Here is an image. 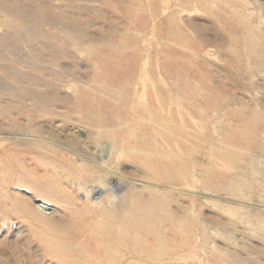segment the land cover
I'll return each instance as SVG.
<instances>
[{
    "label": "rangeland",
    "instance_id": "rangeland-1",
    "mask_svg": "<svg viewBox=\"0 0 264 264\" xmlns=\"http://www.w3.org/2000/svg\"><path fill=\"white\" fill-rule=\"evenodd\" d=\"M242 2V0H0V129H2L0 131H3V139H10L8 142H3V147H0V215H3L2 219V216H0V264H63L61 262H64V264H84L83 261H85L86 264H90V262L92 264H101V262L102 264H209L210 262H212L210 264H245V262L246 264H264V233H262L264 230H258V234H254L253 236L247 233L248 222L251 221V224H255V226L258 227L262 223V217L260 215H264V211H262L264 210V188H262L264 186V133H262L264 132V74L260 73L264 68L262 65H254L255 63H253L254 61L252 60V58H255L257 55L259 48L263 46L264 25L262 27V24H264V14L262 13L264 12V0L249 1L250 3L253 2L250 8L256 10V15L253 17L245 15V13H242L244 12L243 10H239L242 5L244 6V3ZM238 3H241V5ZM230 4L236 6V8L229 7ZM191 5H197L198 8L200 7L203 11L201 13L194 12L193 7L195 6L191 7ZM63 10H65V12ZM129 10H131V12ZM128 13H130V15ZM183 15L186 16L184 17ZM61 16H64V19L63 17L61 18ZM73 18L75 19V22H73ZM260 18H262V20ZM78 19L80 21H78ZM68 20L69 22L70 20L72 21L69 23ZM84 22H86L87 25ZM180 23H183V25ZM74 25H77V27ZM226 25L228 26V30L227 27H225ZM179 26L183 28L180 29ZM254 26L258 38L262 40L260 41L258 38L251 40L250 43H252L254 47L251 51L248 46L246 35L248 30ZM83 28L85 29L83 30ZM171 29L173 32L168 33ZM72 30H77L80 34H77V31H75L77 33H74ZM81 31H84V34ZM91 39L92 41H90ZM171 41L172 43L170 44ZM242 41H244L243 45ZM114 42L119 44L115 43L114 45ZM122 45L123 48H126L127 53L121 51H125L124 49H121ZM109 46H112L113 48ZM183 46L186 48H183ZM166 49L167 51H163ZM115 50H118V52L116 53ZM261 51L264 54V46L261 48ZM91 52H100V54L95 53V55ZM166 52L168 53L166 54ZM133 53L135 54L133 55ZM110 55H112V57ZM244 55H246V57ZM105 56L108 58H105ZM119 57L121 65L118 64L119 61L117 59ZM201 58H204L205 60L203 59V61H201ZM121 59L125 60L122 61ZM209 59L211 61H209ZM133 60L134 62H132ZM103 61H105V63ZM166 61L168 63L170 62V65ZM204 61L209 62L205 64ZM103 63L108 66H104ZM110 63L113 64L111 65ZM193 63H195V66H193ZM174 64H178L179 67ZM124 65L128 67H124ZM120 66L122 68H120ZM198 66L201 67L198 68ZM129 67L131 70L128 69L129 72H125ZM195 68H197V70L199 69L198 72L200 73L196 72L195 74ZM179 69L181 70V73L179 72ZM258 69L260 71H258ZM202 70L206 74L203 73ZM185 71L187 73L190 72L188 76ZM225 72H228L227 75ZM179 73L182 75L181 77ZM201 75L205 78L203 79ZM244 76L246 77L244 78ZM106 77H108L109 80H107ZM189 77L193 82L188 80ZM198 78H202V80L200 81ZM251 78H253V80ZM195 80H197V82ZM106 81L108 84H106ZM109 82L112 83L109 84ZM124 82L125 84L121 85ZM117 84L121 85L118 86L119 89L116 86ZM112 85H115L116 88L112 87ZM204 86L205 89H201L204 88ZM254 86L258 88L256 89ZM252 87H254V89H252ZM108 88L110 90H108ZM108 92H110L111 95ZM208 93H211V95H209L210 97L208 96ZM225 95H227L228 99L231 98L232 101L230 102ZM184 96L187 97L184 98ZM188 96L191 99H187ZM259 96L261 97L259 98ZM221 99L226 101L222 102ZM94 101L96 103L95 106H93ZM220 101L227 107L221 105ZM226 103H229V105ZM69 104L70 106H68ZM244 104H246V106ZM78 105L82 107H79ZM88 105H91L94 108L91 106L89 107ZM220 105L223 109L218 107ZM259 105L263 107L261 108ZM105 106L107 109H105ZM195 107L198 109L197 111ZM3 108H7L5 110H8L9 112L7 111L6 113ZM79 108L82 110H79ZM95 109H97V112ZM92 110H95V113H93ZM44 111L46 112L44 113ZM107 112L110 113L107 114ZM226 112L228 113L226 114ZM103 113L106 114L103 115ZM229 113L234 120L231 119ZM82 114H84V117H82ZM101 114L104 116V119H101ZM213 114L217 115L214 116ZM93 115L98 116L95 117ZM85 118L86 120H83ZM172 119L174 120L173 122ZM95 120L98 121L94 122ZM98 122H100L99 125ZM164 123L167 124L165 125ZM170 123L173 126H171ZM227 123L231 126L229 125V127ZM240 124L243 128L240 127ZM91 125L93 127H91ZM103 125L106 129L104 127L102 128ZM258 126L259 129L257 128ZM224 127L226 129H224ZM260 127L263 128L261 129ZM175 128L179 131H176ZM184 128H186V130ZM230 129H232V131ZM182 130H184L185 133ZM39 131H42L40 134H44V136H42L44 139H41L42 142L44 141L42 144L39 143L38 145L37 143L32 142V144L10 142L21 141L22 139L33 140L30 135L39 133ZM98 132H100V136L95 137ZM111 134L118 136L119 140H121L120 144L122 146L131 147L132 149L131 156L117 160V165L112 172L119 177L131 179L134 182L136 180L138 181V184L139 182L140 184L147 183L148 187L146 189H135L140 205L138 203L137 207V204H132V208H137L134 209L132 213H128L129 216H126V214L119 210V207L112 202V199L109 196H101L99 178L93 177L97 175L94 174L95 172L98 174L100 173L99 170L95 167H92L93 169L88 166L87 168L83 167L79 159L70 151L71 148L81 149L83 152L90 154L93 159H100V154H102L101 151L107 149V143L111 142ZM213 134L215 135L212 136ZM228 135L230 136V139L236 135L235 137H237V139H231L232 141L234 140L231 142L229 141L230 139ZM45 136L50 138L46 139ZM169 137L170 139L168 140ZM238 137L240 138L238 139ZM256 138L258 140H256ZM141 141L142 143H140ZM220 141L222 146H219ZM235 141H238L239 143L244 141L246 144H239ZM56 142L59 145L60 143L66 144V147L62 145L65 151L60 149L56 150L52 146L58 145ZM255 142L258 145H255ZM150 143H152V146H150L151 148L149 147ZM217 143H219V145ZM225 143L227 145H225ZM162 144L169 146V148ZM237 144L238 146L236 149L235 147ZM47 145H50L51 147ZM250 145L251 148L253 147V151L250 148ZM185 146L188 147L186 148ZM254 146L257 147L255 148ZM41 148H43V150ZM52 148L53 150H51ZM100 148H102V150ZM223 148L227 151L223 154L224 157L222 155L225 151ZM243 149H248V152ZM217 150L220 152L218 153ZM187 152L193 154L188 155ZM93 153H95L96 157H93ZM235 153H239L240 156L239 154H237V156ZM247 153L248 155L250 154V156H248ZM186 154L188 155L187 158ZM55 155L58 158L55 157ZM219 155H222L221 157L224 158V161H222L223 159H221ZM225 155H229V157H226ZM231 155H233L234 158L231 159ZM167 158L168 161H166ZM226 158L227 161L230 158L229 160L231 162H228L231 164L225 162ZM175 159H177V161ZM174 160L177 163L175 164L177 168L180 166L184 168V170L186 169L185 171L187 172L182 168L176 169L173 165ZM179 160L183 162H180ZM187 160L190 162L188 163ZM214 160L218 162H215ZM236 160L238 162H236ZM169 161L172 162V165ZM207 161L209 164L213 163L212 166L209 165ZM258 161L262 163L263 166L260 163L258 164ZM167 162L170 165H168ZM233 162L236 163V165ZM72 163L75 164L70 166ZM187 163L188 168H185ZM215 163L220 164V166L215 165ZM226 164L232 167L228 169L225 167L227 166ZM152 165L154 169L151 167ZM159 165H161V167ZM246 165L248 166L245 167ZM189 166L191 168H189ZM207 166L209 167L208 174H206L207 176L205 175L202 178H198L196 176L197 172L206 170ZM217 166L222 168V170ZM244 167L250 169V172L252 171L251 175ZM213 168H215V170ZM252 168L255 169L256 172H253ZM158 169H161V171ZM179 169H181L182 172L180 173L184 175V177L186 174L189 176L186 175V177L182 179V175L178 173ZM190 169L194 170L192 171L193 173ZM170 170H172L177 176L176 179L179 177L177 180L175 177H168L174 176V174L171 175L172 172ZM87 171H90V173H86ZM163 171L166 173H160ZM226 171H228V173ZM230 171L232 172L233 179L230 178ZM217 172L227 174L225 176L217 177L216 175L222 174H218ZM257 172H259L258 174L260 175H258ZM210 174L214 175L211 176ZM187 176L191 179L192 183H190ZM214 176H216V178ZM209 177L211 180L208 179ZM221 177L223 180H220ZM180 178L182 180H180ZM225 178H228L229 181L228 179V182L224 181L226 180ZM214 181L215 183H213ZM155 184H159V186L162 185L161 187L164 186L165 188L163 187L161 192V187L156 189V187H154ZM188 184L196 186L197 188L195 191H198V193L191 192L192 196L190 198L185 195L183 196V193L181 192L182 190L193 188L191 186L188 187ZM251 186H254L255 188ZM150 188H154L153 190L155 191L151 190L152 193L148 192ZM166 188L168 192L170 191L169 194L172 192L171 196L165 191ZM201 189L207 190L208 192L211 191V198H214L215 200L218 199L221 202L222 207L225 205H231L232 207L240 208L238 209L239 214L233 219L228 215L227 217L220 209L217 208L218 210H216V207L206 205V203L204 204V202H201V197H205V195L202 194L203 192ZM176 190H178L179 193H177L178 191ZM243 190L245 191L243 192ZM250 190H252L251 193ZM156 191L160 194H157ZM122 192L125 193V191ZM122 192L120 193L121 195L123 194ZM238 192L240 194H238ZM85 193L90 194V199L84 197ZM117 193L118 192L115 190L114 195H117ZM233 193L237 195H234ZM156 194L162 200L161 202L153 203L151 201V196L154 198L157 196ZM177 194L178 196H181L180 199L179 197H175ZM231 194H233V196ZM245 194L246 197H251L250 201L249 198L247 199L244 197ZM241 196L244 198H241ZM93 197L96 198V202L98 201L96 204L92 203ZM146 197L150 199L146 201ZM176 199H178L181 204L183 203V205L181 206L178 200L176 202ZM14 202L16 205H14ZM171 202H175V204ZM129 203V201L124 202L125 207L129 206ZM163 203L165 205L164 207ZM154 205H157V210L155 212L153 211L151 214L154 226L153 224L147 226L146 228H149L147 230H145L146 228L135 230L137 227L136 224L133 226V223H136L139 220L137 214L139 212L143 214V211L148 209L147 206L153 207ZM168 208L172 213H170ZM183 208L184 210L191 212H185L187 213L186 215L184 210H182ZM174 210H177V213ZM106 211H108L110 217L104 215L103 212ZM162 213L165 215H162ZM197 213L198 216H196ZM173 214L175 215L173 216L174 221L171 218ZM256 214H258L260 218H258ZM160 215L163 218H161ZM167 215L171 217L169 218L168 216L167 218ZM130 217L133 223L129 221ZM176 217L178 218L176 219ZM203 217L207 220H204ZM168 219H171L174 223L170 222ZM175 220H178L177 222L185 221L181 223L182 225L180 227V224H176ZM157 221L158 223L156 224ZM186 221H188V224ZM199 221H201V223ZM123 222L126 223V226H124ZM101 223H103V225L109 223L117 228L118 224H120L119 226L125 228L123 229L120 227L122 230H126L127 237L125 236L123 237L124 240L122 239V241H118L116 239L118 238L116 232H113L111 236L105 235L104 230L102 232V228L98 226V224L102 225ZM170 223L174 226L173 228L170 226ZM174 224L178 225L180 228L177 226V229ZM222 224L223 226L225 225L224 228L221 227ZM45 225L48 226L46 227ZM131 225L133 228H136L133 229L130 227ZM187 225L190 227L189 229ZM229 225L230 227H228ZM158 226H160V228H158ZM166 226L168 227L166 228ZM227 227L229 228L228 230H226ZM236 227L238 228L236 229ZM100 228L101 230L98 234ZM163 229L165 231H163ZM169 229L173 231H170ZM179 229H182L183 233L182 231L179 232ZM184 231H186V233H184ZM101 232L103 233L102 235ZM160 232H163L164 235ZM154 233L157 238L158 236L161 237H159L160 239L158 240L162 239L163 243L162 240L158 241L157 238L155 239ZM175 233L177 235H175ZM260 233L262 234V237H260ZM225 234H227V236H225ZM211 235H213V237ZM168 236L169 239L172 238L176 242L174 241L172 243V241L168 239ZM189 236L190 238L192 237V239L188 238L187 241V237ZM231 236L233 239H231ZM247 236L249 238H247ZM180 237L184 240H182L184 244L181 243ZM56 238L61 240L58 241ZM150 238L153 239L152 241L154 243ZM227 238H229V240ZM243 238L247 241H244ZM156 241L159 243H156ZM57 242L58 244H56V246L55 243ZM65 243H67V246L65 245L66 248L64 249H67L70 252L62 249L64 247L62 244ZM99 243L102 245L101 247ZM161 243L166 246H161ZM167 243L169 246H167ZM96 244L99 246L97 247ZM149 244L152 245L153 248L152 246L150 247ZM243 244H245L244 246L246 248L242 246ZM251 244L255 246L251 247ZM179 245L184 248L179 247ZM239 245L242 248H239ZM50 246L52 248H50ZM58 246L63 247L59 248ZM57 247L58 249H56ZM162 247L164 248L165 253L164 251L163 253L161 252L163 250ZM225 247L227 249H224ZM68 248L73 249L69 250ZM174 248H176L175 251ZM198 249L201 252H199ZM152 250L155 251L153 252ZM217 250H219V253L216 252ZM233 250L237 253L239 252V254ZM62 251L64 253H62ZM106 251L108 252V255ZM112 253L114 254L113 256L109 255ZM161 253L162 255L160 256L159 254ZM213 253L216 255H212ZM87 255H89L91 259H87L86 257H89ZM191 255H193L194 258ZM219 256L221 261L225 262L226 259V262L221 263L218 258ZM68 257L69 261L66 259ZM84 258H86L88 262ZM215 258L218 259V263L215 262ZM239 258H241L240 261ZM258 258L260 261H258ZM96 259H98L99 263ZM208 259H210V261H208Z\"/></svg>",
    "mask_w": 264,
    "mask_h": 264
},
{
    "label": "bare ground",
    "instance_id": "bare-ground-1",
    "mask_svg": "<svg viewBox=\"0 0 264 264\" xmlns=\"http://www.w3.org/2000/svg\"><path fill=\"white\" fill-rule=\"evenodd\" d=\"M108 1H110V0H108ZM231 1H232V0H231ZM235 1H236V0H235ZM238 1H239V0H238ZM242 1H243L242 3H244V6L242 5V7H240L239 10H243L244 12H242V13H243V14L245 13V15H249L250 17H253L254 15H256V10L250 8V6L252 5L253 2L250 3V2H249L250 0H246V1H245V0H242ZM254 3H255V2H254ZM193 4H194V3H193ZM236 4H237V2H236ZM238 4L241 5V3H238ZM256 5H258V4H256ZM193 6H195V5H193ZM193 6L191 5V7H193ZM229 7H231V8H232V7H235V8H236V6H233V5H231V4L229 5ZM245 7H246V9H245ZM257 7H258V6H257ZM193 8H194L193 11H194V12H197V13H201V12L203 11L200 7L198 8L197 5H196L195 7H193ZM193 8H192V9H193ZM237 8H238V7H237ZM261 9H262V7H261ZM183 10H184V9H183ZM63 11L65 12V10H63ZM129 11L131 12V10H129ZM179 12H180V11H179ZM185 12H186V11H185ZM188 12H189V11H188ZM58 13H59V12H58ZM182 13H183V12H182ZM182 13H181V14H182ZM191 13H192V12H191ZM217 13H218V12H217ZM228 13H229V12H228ZM128 14L130 15V13H128ZM128 14H127V15H128ZM186 14H187V12H186ZM229 14H230V13H229ZM262 14H264V12H263ZM75 15H76V14H75ZM75 15H74V16H75ZM177 15H178V14H177ZM179 15H180V14H179ZM187 15H188V14H187ZM197 15H198V14H197ZM218 15H219V14H218ZM221 15H222V14H221ZM133 16H134V15H133ZM183 16H184V15H183ZM183 16H182V17H183ZM185 16H186V15H185ZM185 16H184V17H185ZM195 16H196V15H195ZM231 16H232V15H231ZM62 17H63V19H64V16H61V18H62ZM131 17H132V16H131ZM180 17H181V16H180ZM187 17H188V16H187ZM219 17H220V15H219ZM76 18H77V17H76ZM220 18H221V17H220ZM230 18H232V17H230ZM263 18H264V17H263ZM66 19H68V18H66ZM66 19H65V20H66ZM71 19H72V17H71ZM73 19H74V18H73ZM168 19H169V18H168ZM260 19L262 20V18H260ZM181 20H182V19H181ZM71 21H72V20H70V22H71ZM78 21H80V20L78 19ZM129 21H130V20H129ZM177 21H178V20H177ZM219 21H220V20H219ZM68 22H69V20H68ZM70 22H69V23H70ZM73 22H75V19H74ZM179 22H180V21H179ZM179 22H178V23H179ZM183 22H184V21H183ZM231 22H232V21H231ZM237 22H238V21H237ZM263 22H264V21H263ZM69 23H68V24H69ZM84 23L86 24V22H84ZM131 23H132V22H131ZM173 23H174V22H173ZM173 23H172V24H173ZM222 23H223V22H222ZM225 23H226V21H225ZM240 23H242V22H240ZM255 23H256V22H255ZM255 23H254V24H255ZM260 23H261V22H260ZM73 24H74V23H73ZM76 24H77V23H76ZM79 24H81V23H79ZM166 24H167V22H166ZM180 24L183 25V23H180ZM180 24H179V25H180ZM228 24L231 25L230 23H228ZM86 25H87V24H86ZM170 25H171V24H170ZM170 25H169V27H170ZM255 25H256V24H255ZM257 25H258V24H257ZM263 25H264V24H262V27H263ZM74 26H75V25H74ZM80 26H81V25H80ZM75 27H77V25H76ZM75 27H74V28H75ZM162 27H163V26H162ZM164 27H165V26H164ZM179 27H180V29L183 28V27H181V26H179ZM225 27H227V30H228V26L226 25ZM232 27H233V26H232ZM232 27H231V28H232ZM236 27H237V26H236ZM238 27H239V26H238ZM240 27H241V26H240ZM81 28H82V26H81ZM233 28H234V27H233ZM233 28H232V30H233ZM79 29H80V27H79ZM84 29H85V28H83V30H84ZM162 29H163V28H162ZM162 29H161V30H162ZM164 29H165V28H164ZM169 29H170V28H169ZM172 29H173V28H172ZM172 29L169 30L168 33H169V32L172 33V32H173ZM77 30H78V29H77ZM77 30H75V31H77ZM174 30H175V25H174ZM176 30H177V29H176ZM178 30H179V28H178ZM183 30H184V29H183ZM183 30H182V31H183ZM229 30H230V29H229ZM72 31H74V30H72ZM75 31H74V33H77V32H78V31H77V32H75ZM163 31H164V30H163ZM163 31H162V32H163ZM184 31H186V30H184ZM70 32H71V31H70ZM81 32L83 33L84 31H81ZM174 33H175V32H174ZM231 33H232V32H231ZM234 33H235V32H234ZM234 33H233V34H234ZM240 33H241V32H240ZM240 33H239V34H240ZM77 34H80V33L78 32ZM83 34H84V33H83ZM160 34H161V32H160ZM162 34H164V33H162ZM235 34H236V33H235ZM235 34H234V35H235ZM81 35H82V34H81ZM172 35H173V34H172ZM175 35H176V34H175ZM175 35H174V36H175ZM82 36H83V35H82ZM164 36H165V35H164ZM174 36H173V37H174ZM242 36H243V35H242ZM246 36H247L248 46H249L250 50L252 51V49H253L254 47H253V44L250 43V42H251V40H254V39L258 38V35H257V33H256V28H255V26L252 27V28H250V29L248 30ZM79 37H80V36H79ZM169 37H170V36H169ZM160 38H161V37H160ZM162 38H163V37H162ZM238 38H239V37H238ZM76 39H78V38H76ZM122 39H124V38H122ZM258 39H259L260 41L262 40V39H260V38H258ZM78 40H80V39H78ZM82 40H84V39H82ZM82 40H81V41H82ZM87 40H88V39H87ZM87 40H86V41H87ZM125 40H127V39H125ZM164 40H166V39H164ZM167 40H168V38H167ZM90 41H92V39H91ZM121 41H122V40H121ZM123 41H124V40H123ZM87 42H88V41H87ZM96 42H97V41H96ZM124 42H125V41H124ZM162 42H163V41H162ZM166 42H168V41H166ZM242 42H243V43H242V45H243V44H244V41H242ZM80 43H81V42H80ZM84 43H85V42H84ZM84 43H83V44H84ZM90 43H92V42H90ZM100 43H101V41H100ZM104 43H105V42H104ZM115 43H116V44H119V43H117V42H114V45H115ZM171 43H172V41L170 42V44H171ZM96 44H97V43H96ZM112 44H113V43H112ZM126 44H127V43H126ZM173 44H175V43H173ZM178 44H179V43H178ZM190 44H191V43H190ZM262 44H263V46H264V41L262 42ZM176 45H177V44H176ZM192 45H193V44H192ZM94 46H96V45H94ZM94 46H93V47H94ZM100 46H101V45H100ZM102 46H103V45H102ZM116 46H117V45H116ZM116 46H115V49H116ZM118 46H119V45H118ZM173 46H174V45H173ZM180 46H181V45H180ZM248 46H247V47H248ZM263 46H261V47L259 48V50L257 51V55L255 56V58H252V60L254 61L253 63H255L254 65H256V66H257V64H258V65H262V67L264 68V54H263V52L261 51V48H263ZM97 47H98V46H97ZM109 47L113 48L112 46H109ZM184 47H185V46H183V48H184ZM191 47H192V46H191ZM95 48H96V47H95ZM95 48H94V49H95ZM119 48H120V47H119ZM183 48H182V51H183ZM185 48H186V47H185ZM121 49H124V50H125V51L121 50L122 52H126V48H125V47L123 48V45H122V48H121ZM164 49H165V48H164ZM189 49H190V48H189ZM80 50H81V49H80ZM170 50H171V49H170ZM187 50H188V49H187ZM190 50H191V49H190ZM243 50H244V49H243ZM95 51H96V50H95ZM98 51H100V50H98ZM115 51H116V50H115ZM163 51H167V49H166V50H163ZM96 52H97V51H96ZM96 52H95V53H96ZM117 52H118V50L116 51V53H117ZM171 52H172V51H171ZM171 52H170V53H171ZM244 52H245V51H244ZM246 52H248V51H246ZM91 53H92V52H91ZM95 53L93 52L92 54H95ZM98 53L100 54V52H98ZM98 53H96V54H98ZM104 53H105V52H104ZM108 53H109V52H108ZM108 53H107V55L109 56ZM110 53H111V52H110ZM120 53H121V52H120ZM126 53H127V52H126ZM167 53H168V52H166V54H167ZM170 53H169V54H170ZM92 54H91V55H92ZM96 54H95V55H96ZM134 54H135V53H133V55H134ZM194 54H195V53H194ZM246 54H247V53H246ZM101 55H102V54H101ZM101 55H99V56H101ZM115 55H116V54H115ZM170 55H171V54H170ZM196 55H197V54H196ZM93 56H94V55H93ZM110 56L112 57V55H110ZM116 56H117V55H116ZM131 56H132V55H131ZM244 56L246 57V55H244ZM102 57L104 58L103 55H102ZM120 57H121V55H120ZM120 57L117 59L118 61L120 60ZM98 58H100V57H98ZM105 58H108V57L105 56ZM114 58H115V56H114ZM116 58H117V57H116ZM123 58H125V57H123ZM129 58H130V57H129ZM196 58H197V57H196ZM198 58H199V57H198ZM220 58H221V57H220ZM110 59H111V58H110ZM136 59H137V58H136ZM165 59H166V56H165ZM201 59H202V58H201ZM203 59H204V58H203ZM203 59H202L201 61H203ZM105 60H106V59H105ZM108 60H109V59H108ZM115 60H116V59H115ZM121 60L124 61L125 59H121ZM168 60H169V59H168ZM196 60H197V59H196ZM204 60H205V59H204ZM207 60H208V58H207ZM241 60H243V59H241ZM94 61H95V60H94ZM97 61H98V60H97ZM199 61H200V60H199ZM209 61H211V60L209 59ZM209 61H206V62L204 61V62H205V64H206V63L209 62ZM103 62L105 63V61H103ZM114 62H115V61H114ZM132 62H134V60H133ZM166 62H167V61H166ZM173 62H174V61H173ZM191 62H192V61H191ZM221 62H222V61H221ZM243 62H245V61H243ZM246 62H247V61H246ZM250 62H251V61H250ZM101 63H102V61H101ZM104 63H103V65H104ZM106 63H107V61H106ZM120 63H121V62L119 61L118 64H120ZM130 63H131V62H130ZM130 63H128V64H130ZM167 63H168V62H167ZM167 63H166V64H167ZM169 63H170V62H169ZM169 63H168V64H169ZM198 63H199V62H198ZM222 63H224V62H222ZM110 64H111V63H110ZM112 64H113V63H112ZM112 64H111V65H112ZM190 64H191V63H190ZM200 64H201V63H200ZM226 64H227V63H226ZM250 64H251V63H250ZM105 65H106V64H105ZM105 65H104V66H105ZM120 65H121V64H120ZM130 65H131V64H130ZM169 65H170V64H169ZM174 65H178V64H174ZM196 65H197V64H196ZM217 65H218V62H217ZM221 65H222V64H221ZM254 65H253V66H254ZM107 66H108V65H106V67H107ZM115 66H117V65H115ZM171 66H172V64H171ZM181 66H183V65H181ZM193 66H195V63H193ZM247 66H248V65H247ZM124 67H128V66H125V65H124ZM124 67H123V69H124ZM168 67H169V66H168ZM176 67H177V66H176ZM178 67H179V65H178ZM184 67H185V66H184ZM184 67H183V68H184ZM188 67H190V66H188ZM199 67H201V66H198V68H199ZM204 67H205V66H204ZM209 67H210V66H209ZM217 67H218V66H217ZM254 67H255V66H254ZM115 68H116V67H115ZM120 68H122V67L120 66ZM120 68H119V69H120ZM192 68H193V67H192ZM210 68H211V67H210ZM221 68H222V67H221ZM246 68H247V67H246ZM250 68H251V67H250ZM252 68H253V67H252ZM256 68H257V67H256ZM104 69H106V68H104ZM104 69H103V70H104ZM109 69H110V68H109ZM117 69H118V68H117ZM128 69H130V67L127 68V71H125V72H129ZM171 69H173V68H171ZM171 69H170V71H171ZM175 69H176V68H175ZM190 69H191V68H190ZM195 69H196V71H195L194 73L196 74V72H198L199 69H198V70H197V68H195ZM200 69H201V68H200ZM214 69H215V68H214ZM106 70H107V69H106ZM112 70H113V69H112ZM112 70H111V71H112ZM130 70H131V69H130ZM179 70H180V69H179ZM191 70H192V69H191ZM191 70H190V71H191ZM222 70H223V68H222ZM228 70H229V69H228ZM252 70H253V69H252ZM107 71H108V70H107ZM107 71H106V72H107ZM116 71H117V70H116ZM202 71H203V70H202ZM202 71H201V73H202ZM224 71H225V70H224ZM258 71H260V70L258 69ZM102 72H103V71H102ZM106 72H105V73H106ZM130 72H131V71H130ZM173 72H174V71H173ZM179 72L181 73V70H180ZM185 72H186V71H185ZM188 72H189V71H188ZM206 72H207V71H206ZM228 72H229V71H228ZM228 72H227V73H228ZM108 73H109V72H108ZM114 73H115V71H114ZM180 73H179V74H180ZM186 73H187V72H186ZM189 73H190V72H189ZM189 73H187L186 75L188 76ZM198 73H200V72H198ZM203 73H205V72L203 71ZM222 73H223V72H222ZM225 73H226V72H225ZM227 73H226V75H227ZM254 73H255V72H254ZM260 73L264 74V69H263V71H261ZM109 74H110V73H109ZM122 74H123V73H122ZM129 74H130V73H129ZM175 74H176V73H175ZM177 74H178V73H177ZM205 74H206V73H205ZM205 74H204V75H205ZM249 74H250V73H249ZM113 75H115V74H113ZM164 75H165V74H164ZM166 75H168V74H166ZM171 75H172V74H171ZM199 75H200V74H199ZM202 75H203V74H202ZM202 75H201V77H203ZM208 75H209V74H208ZM106 76H107V75H106ZM108 76H109V75H108ZM124 76H125V75H124ZM174 76H175V75H174ZM181 76H182V75L180 74V77H181ZM260 76H261V75H260ZM183 77H184V76H183ZM199 77H200V76H199ZM245 77H246V76H244V78H245ZM250 77H251V76H250ZM250 77H249V78H250ZM106 78H107V80H109L108 77H106ZM121 78H122V77H121ZM127 78H128V76H127ZM127 78H126V79H127ZM204 78H205V77H203V79H204ZM182 79H183V78H182ZM190 79H191V78L189 77L188 80H190ZM195 79H196V78H195ZM198 79H200V78H198ZM251 79L253 80V78H251ZM120 80H121V79H120ZM123 80H124V79H123ZM170 80H171V79H170ZM183 80H184V79H183ZM201 80H202V78L200 79V81H201ZM247 80H248V79H247ZM252 80H251V81H252ZM110 81H111V80H110ZM112 81H113V80H112ZM124 81H125V80H124ZM179 81H180V80H179ZM190 81H192V80H190ZM195 81L197 82V80H195ZM200 81H199V82H200ZM262 81H263V80H262ZM113 82H114V81H113ZM171 82H172V81H171ZM192 82H193V81H192ZM199 82H198V83H199ZM208 82H209V81H208ZM208 82H206V83H208ZM260 82H261V81H260ZM263 82H264V81H263ZM111 83H112V82H111ZM111 83L109 82V84H111ZM117 83H118V82H117ZM120 83H121V82H120ZM166 83H167V82H166ZM178 83H179V82H178ZM200 83H201V82H200ZM202 83H203V82H202ZM206 83H205V84H206ZM238 83H239V82H238ZM106 84H108L107 81H106ZM123 84H125V82L122 83L121 85H123ZM214 84H215V83H214ZM119 85H120V84H117V85H116L117 88H118ZM121 85H120V86H121ZM168 85H169V83H168ZM201 85H202V84H201ZM256 85H257V84H256ZM170 86H171V85H170ZM178 86H179V85H178ZM188 86H189V84H188ZM218 86H220V85H218ZM263 86H264V85H263ZM112 87H115V85H114V86L112 85ZM180 87H181V86H180ZM254 87H256V86H254ZM254 87H252V89H254ZM109 88H110V87H109ZM109 88H108V90L111 89V88H110V89H109ZM115 88H116V87H115ZM183 88H184V86H183ZM191 88H192V87H191ZM193 88H194V87H193ZM257 88H258V87H256V89H257ZM261 88H262V87H261ZM112 89H113V88H112ZM118 89H119V88H118ZM118 89H117V90H118ZM122 89H123V88H122ZM122 89H121V90H122ZM185 89H186V88H185ZM201 89H205V86H204V88H201ZM207 89H208V88H207ZM250 89H251V88H250ZM252 89H251V90H252ZM190 90H191V89H190ZM263 90H264V89H263ZM119 91H120V90H119ZM165 91H166V90H165ZM176 91H177V90H176ZM217 91H218V90H217ZM110 92H111V91H110ZM110 92H108V93L110 94ZM172 92H173V91H172ZM185 92H186V91H185ZM203 92H204V91H203ZM186 93H187V92H186ZM188 93H189V91H188ZM260 93H261V89H260ZM106 94H107V92H106ZM112 94H113V92H112ZM252 94H253V93H252ZM110 95H111V94H110ZM170 95H171V94H170ZM179 95H180V94H179ZM196 95H197V94H196ZM196 95H195V96H196ZM209 95H211V93H208V96H209ZM261 95H263V94H261ZM79 96H80V95H79ZM79 96H78V97H79ZM106 96H107V95H106ZM181 96H182V95H181ZM205 96H206V95H205ZM225 96L227 97V95H225ZM255 96H256V95H255ZM172 97H173V96H172ZM172 97H171V98H172ZM174 97H175V96H174ZM186 97H187V96H186ZM186 97L184 96V98H186ZM209 97H210V96H209ZM260 97H261V96H259V98H260ZM262 97H263V96H262ZM81 98H82V97H81ZM166 98H167V97H166ZM177 98H178V97H177ZM204 98H205V97H204ZM204 98H203V99H204ZM207 98H208V97H207ZM83 99H85V98H83ZM187 99H191V98H189V96H188ZM227 99H228V97H227ZM230 99H231V98H229L228 100L231 102L232 99H231V100H230ZM79 100H80V99H79ZM176 100H177V99H176ZM197 100H198V99H197ZM221 100H222V102L224 101V99H221ZM253 100H254V99H253ZM50 101H51V100H50ZM89 101H91V100H89ZM99 101H100V100H99ZM225 101H226V100H225ZM225 101H224V102H225ZM229 101H228V102H229ZM234 101H237V100H234ZM79 102H80V101H79ZM103 102H104V100H103ZM216 102H217V101H216ZM220 102H221V101H220ZM222 102H221V105H223ZM263 102H264V101H263ZM83 103H85V102H83ZM105 103H106V101H105ZM174 103H175V101H174ZM196 103H197V102H196ZM196 103H195V104H196ZM199 103H201V102H199ZM214 103H215V102H214ZM235 103H237V102H235ZM95 104H96V103H95V101H94V105H93V106H95ZM97 104H98V103H97ZM175 104H176V103H175ZM177 104H178V103H177ZM204 104H205V103H204ZM226 104H227V103H226ZM231 104H232V103H231ZM233 104H234V103H233ZM254 104H255V103H254ZM257 104H258V103H257ZM2 105H3V104H2ZM84 105H86V104H84ZM98 105H99V104H98ZM98 105H97V106H98ZM197 105H198V104H197ZM202 105H203V104H202ZM221 105L218 106V107L220 108ZM227 105H229V103H228ZM237 105H238V104H237ZM237 105H236V106H237ZM244 105L246 106V104H244ZM68 106H70V104H69ZM73 106H74V105H73ZM76 106H77V104H76ZM78 106H79V105H78ZM88 106H89V105H88ZM90 106H91V105H90ZM90 106H89V107H90ZM106 106H107V105H106ZM106 106H105V107H106ZM223 106L227 107L225 104H224ZM252 106H253V105H252ZM259 106H261V105H259ZM79 107H82V106H79ZM91 107H92V106H91ZM102 107H103V106H102ZM167 107H168V106H167ZM193 107H194V106H193ZM201 107H202V106H201ZM208 107H209V105H208ZM208 107H207V108H208ZM216 107H217V106H216ZM233 107H234V106H233ZM249 107H250V106H249ZM262 107H263V106H261V108H262ZM92 108H94V107H92ZM92 108H91V109H92ZM98 108H99V106H98ZM100 108H101V106H100ZM203 108H204V107H203ZM219 108H217V109H219ZM221 108H222V107H221ZM221 108H220V109H221ZM246 108H247V107H246ZM3 109L5 110V109H7V108H3ZM105 109H107V107H106ZM195 109H196V107H195ZM200 109H201V108H200ZM220 109H219V110H220ZM222 109H223V108H222ZM252 109H253V108H252ZM263 109H264V107H263ZM45 110H46V109H45ZM79 110H82V109L79 108ZM95 110H96V112H97V109H95ZM95 110H94V111H95ZM197 110H198V109H196V111H197ZM219 110H218V111H219ZM254 110H255V109H254ZM7 111H8V110H7ZM7 111L5 110L6 113H7ZM49 111H50V110H49ZM88 111H89V110H88ZM92 111H93V110H92ZM94 111H93V113H95ZM100 111H101V110H100ZM227 111H228V110H227ZM256 111H257V110H256ZM256 111H255V112H256ZM8 112H9V111H8ZM45 112H46V111H44V113H45ZM212 112H213V110H212ZM219 112H220V111H219ZM228 112H229V111H228ZM228 112H226V114H227ZM245 112H246V111H245ZM252 112H253V111H252ZM79 113H80V112H79ZM89 113H90V112H89ZM99 113H100V112H99ZM108 113H110V112H107V114H108ZM91 114H92V112H91ZM105 114H106V113H103V115H105ZM229 114H230V113H229ZM232 114H234V113H232ZM245 114H246V113H245ZM259 114H260V113H259ZM261 114H262V113H261ZM82 115H83L82 117H84V114H82ZM89 115H90V114H89ZM165 115H166V114H165ZM213 115H214V114H213ZM216 115H217V114H215L214 116H216ZM220 115H221V114H220ZM60 116H61V115H60ZM91 116H92V115H91ZM93 116L97 117L98 115H97V116H96V115H93ZM99 116H100V115H99ZM166 116H167V115H166ZM239 116H240V115H239ZM263 116H264V115H263ZM95 117H94V118H95ZM101 117H102L101 119H104V118H103L104 116H102V114H101ZM230 117H231V114H230ZM236 117H237V116H236ZM94 118H93V119H94ZM170 118H171V117H170ZM172 118H173V117H172ZM238 118H239V117H238ZM238 118H237V119H238ZM93 119H92V120H93ZM95 119H96V118H95ZM98 119H99V117H98ZM101 119H100V120H101ZM163 119H164V118H163ZM163 119H162V121H163ZM231 119H233V118L231 117ZM235 119H236V118H235ZM243 119H244V118H243ZM83 120H86V118L83 119ZM87 120H88V119H87ZM233 120H234V119H233ZM96 121H98V120H95L94 122H96ZM167 121H169V120H167ZM173 121H174V120L172 119V122H173ZM236 121H238V120H236ZM83 122H84V121H83ZM86 122H87V121H86ZM172 122H171V123H172ZM220 122H222V121H220ZM220 122H219V123H220ZM88 123H89V121H88ZM90 123H91V121H90ZM99 123H100V122H98V125H99ZM106 123H107V122H106ZM171 123H170V125H171ZM174 123H175V122H174ZM222 123H223V122H222ZM225 123H226V122H225ZM225 123H224V125H225ZM233 123H234V122H233ZM239 123H240V122H239ZM261 123H262V122H261ZM103 124H104V123H103ZM164 124H165V123H164ZM166 124H167V123H166ZM166 124H165V125H166ZM177 124H179V123H177ZM227 124H228V123H227ZM101 125H102V124H101ZM182 125H183V124H182ZM182 125H181V126H182ZM229 125H230V124H228V126H229ZM232 125H233V124H232ZM250 125H251V124H250ZM94 126H96V125H94ZM106 126H107V125H106ZM171 126H173V125H171ZM178 126H180V125H178ZM222 126H223V125H222ZM228 126H227V127H228ZM230 126H231V125H230ZM230 126H229V127H230ZM260 126H261V124H260ZM263 126H264V125H263ZM88 127H89V126H88ZM91 127H93V126L91 125ZM103 127L105 128L104 125L102 126V128H103ZM234 127H236V126H234ZM240 127H242L241 124H240ZM161 128H162V127H161ZM163 128H164V127H163ZM167 128H168V127H167ZM176 128H177V127H176ZM176 128H175V129H176ZM178 128H179V127H178ZM214 128H215V127H214ZM220 128H221V127H220ZM220 128H219V129H220ZM242 128H243V127H242ZM257 128L259 129V126H258ZM260 128H261V127H260ZM262 128H263V127H262ZM262 128H261V129H262ZM97 129H98V128H97ZM105 129H106V128H105ZM108 129H109V128H108ZM164 129H165V128H164ZM175 129H174V131H175ZM184 129L186 130V128H184ZM224 129H226V128L224 127ZM227 129H229V128H227ZM0 130H2V129H0ZM177 130H178V129H176V131H177ZM230 130L232 131V129H230ZM164 131H165V130H164ZM166 131H167V130H166ZM178 131H179V130H178ZM182 131L185 133L184 130H182ZM215 131H216V129H215ZM260 131H261V130H260ZM212 132H213V131H212ZM216 132H217V131H216ZM222 132H223V131H222ZM222 132H220V133H222ZM235 132H236V130H235ZM258 132H259V131H258ZM258 132H257V133H258ZM40 133H42V131H41V132L39 131V133H35V134L30 135V136L32 137L31 139H33V140L22 139L21 141H10V142H12V143H20V142H21V143H27V144H29V143L32 142V143H37V144L39 145V143H41V144L44 143V141L42 142V140H41V139H44V137H42V136H44V134L42 135V134H40ZM169 133H170V132H169ZM171 133H173V132H171ZM184 133H183V134H184ZM220 133H219V134H220ZM228 133H229V132H228ZM228 133H227V134H228ZM233 133H234V132H233ZM262 133H264V132H262ZM89 134H90V133H89ZM95 134H96V133H95ZM107 134H108V133H107ZM174 134H175V133H174ZM174 134H172V135H174ZM222 134H223V133H222ZM229 134H230V133H229ZM250 134H251V133H250ZM92 135H93V134H92ZM180 135H181V132H180ZM214 135H215V134H213L212 136H214ZM99 136H100V132H98V133L95 135V137H99ZM212 136H211V137H212ZM216 136H217V135H216ZM228 136H229V135H228ZM228 136H227V137H228ZM235 136H236V135H235ZM235 136H234L233 138H231V139H234V138L237 139V137H235ZM239 136H240V135H239ZM262 136H263V135H262ZM110 137H111V139H110L111 142H110V143H107V147H106L107 149H105L104 151H101L102 154H100V155H101V156L99 157L100 159H93L92 156H91L90 154H88V153H86V152H83L81 149L79 150V149H73V148H71L70 151L72 152V154H73L75 157H77V158L79 159V161H80V163H81V165H82L83 167H86V168H87V166H88V167H91V168H92V167H95L96 169L99 170L100 173L98 174L97 172H95L94 174H97V175H95V176H93V177H97V178H99V188H100V194H101V196H103V197H105V196H109V197L112 199V202H113L117 207H119V210H121L124 214H126V216H127V215L129 216L128 213H132V211L138 207V203H139V202H138L139 200H138V198H137V196H136V193H135V192H136L135 189H146V188H148V187H147V183H145V184H144V183H141V184H140V182H139V184H138V181H136V180H135V182H136V183H135V182H134L133 180H131V179H127V178L119 177V176H117L114 172H112V171L114 170V168L116 167V165H117V160H118V159L121 160L122 158H126L127 156H128V157L131 156V155H132V154H131L132 149H131V147L129 148V147H126V146H122V145L120 144V141H121V140H119V138H118L117 135H112V134H111ZM217 137H218V136H217ZM225 137H226V136H225ZM240 137H241V136H240ZM240 137H238V139H239ZM259 137H260V136H259ZM45 138H46V139H49L50 137L47 138V137L45 136ZM178 138H179V137H178ZM214 138H215V137H214ZM51 139H52V138H51ZM53 139H55V138H53ZM169 139H170V137L168 138V140H169ZM180 139H181V138H180ZM182 139H184V138H182ZM229 139H230V136H229ZM231 139H230L229 141L233 142L234 140L232 141ZM245 139H247V138H245ZM248 139H249V138H248ZM262 139H263V138H262ZM9 140H10V139H8V138H7V139H3V131H0V147H3V142H8ZM172 140H175V139H172ZM216 140H217V139H216ZM216 140H215V141H216ZM256 140H258V139L256 138ZM256 140H255V141H256ZM263 140H264V139H263ZM102 141H105V140H102ZM142 141H143V139H142ZM142 141H141L140 143H142ZM162 141H163V139H162ZM176 141H177V140H176ZM245 141H246V140H245ZM249 141H250V140H249ZM260 141H261V140H260ZM50 142H51V141H50ZM94 142H95V141H94ZM106 142H107V141H106ZM177 142H178V141H177ZM182 142H184V141H182ZM216 142H217V141H216ZM226 142H227V141H226ZM235 142L239 143L238 141H235ZM235 142H234V143H235ZM243 142H244V141H243ZM243 142H242V143L240 142V143H241V144H246V142H244V143H243ZM257 142H258V141H257ZM32 143H31V144H32ZM47 143H48V142H47ZM52 143H53V142H52ZM140 143H139V144H140ZM171 143H172V142H171ZM180 143H181V142H180ZM211 143H212V142H211ZM211 143H210V144H211ZM222 143H224V142H222ZM227 143H228V142H227ZM234 143H233V145H234ZM240 143H239V144H240ZM41 144H40V145H41ZM45 144H46V143H45ZM45 144H44V146H45ZM56 144H58V143L56 142ZM137 144H138V142H137ZM151 144H152V143H150L149 147L152 146ZM210 144H209V145H210ZM214 144H215V143H214ZM214 144H213V145H214ZM217 144L219 145V143H217ZM228 144H229V143H228ZM252 144H254V143H252ZM256 144H257V143L255 142V145H256ZM58 145H59V144H58ZM58 145H52V146H53L56 150H57V149H60V150L65 151V150L63 149L62 145L66 147V146H67L66 144H62V143H60V145H59V146H58ZM91 145H92V144H91ZM162 145H165V144H162ZM186 145H187V144H186ZM211 145H212V144H211ZM215 145H216V144H215ZM225 145H227V144L225 143ZM225 145H224V147H225ZM257 145H258V144H257ZM30 146H31V145H30ZM35 146H36V145H35ZM47 146L51 147L50 145H47ZM97 146H98V143H97ZM165 146L169 148V146H167V145H165ZM174 146H175V145H174ZM219 146H222V145H221V141H220V145H219ZM231 146H232V145H231ZM234 146H235V145H234ZM237 146H238V144H237L236 147H235L236 149H237ZM245 146H246V145H245ZM25 147H26V145H25ZM37 147H38V146H37ZM45 147H46V146H45ZM166 147H164V148H166ZM178 147H179V146H178ZM185 147L187 148L188 146H185ZM217 147H218V146H217ZM243 147H244V146H243ZM254 147H255V146H254ZM256 147H257V146H256ZM256 147H255V148H256ZM43 148H44V147H43ZM43 148H41V149L43 150ZM46 148H47V147H46ZM94 148H95V147H94ZM97 148H98V147H97ZM132 148H133V147H132ZM139 148H140V147H139ZM150 148H151V147H150ZM150 148H149V149H150ZM221 148H222V147H221ZM226 148H227V147H226ZM235 148H234V149H235ZM250 148H251V145H250ZM47 149H48V148H47ZM65 149H66V148H65ZM100 149L102 150V148H100ZM146 149H147V147H146ZM215 149H217V148H215ZM218 149H220V148H218ZM223 149L225 150V148H223ZM232 149H233V148H232ZM239 149H241V148H239ZM251 149H252V151H253V147H252ZM36 150H37V148H36ZM51 150H53V148H52ZM60 150H59V151H60ZM67 150H68V149H67ZM67 150H66V151H67ZM140 150H141V149H140ZM162 150H163V149H162ZM165 150H167V149H165ZM172 150H173V149H172ZM211 150H212V149H211ZM221 150H222V149H221ZM241 150H242V149H241ZM243 150H245V149H243ZM247 150H248V149H246L245 151H247ZM254 150H256V149H254ZM45 151H46V150H45ZM63 151H62V152H63ZM97 151H98V150H97ZM99 151H100V150H99ZM215 151H216V150H215ZM215 151H214V153H215ZM222 151H223V150H222ZM259 151H260V150H259ZM52 152H53V151H52ZM52 152H50V153H52ZM57 152H58V151H57ZM60 152H61V151H60ZM60 152H59V154H60ZM68 152H69V151H68ZM144 152H145V151H144ZM144 152H143V153H144ZM146 152H147V151H146ZM159 152H160V151H159ZM161 152H162V151H161ZM170 152H171V151H170ZM217 152L219 153L220 151L217 150ZM225 152H227V151L225 150V151L222 153V155H223ZM233 152H235V151H233ZM243 152H244V151H243ZM243 152H242V153H243ZM247 152H248V151H247ZM54 153H55V152H54ZM187 153H188V152H187ZM229 153H230V152H229ZM244 153H245V152H244ZM244 153H243V154H244ZM256 153H257V152H256ZM61 154H62V153H61ZM157 154H158V153H157ZM174 154H175V151H174ZM191 154H193V153H191ZM191 154L188 153V155H191ZM232 154H233V153H232ZM235 154H236V153H235ZM237 154H239V153H237ZM237 154H236V155H237ZM240 154H241V152H240ZM240 154H239V156H240ZM243 154H242V155H243ZM253 154H254V153H253ZM257 154H258V153H257ZM62 155H63V154H62ZM92 155H93V157H96V156H95V153H93ZM135 155H136V154H135ZM138 155H139V154H138ZM138 155H137V156H138ZM147 155H148V154H147ZM186 155H187V154H186ZM188 155L186 156V158L188 157ZM211 155H212V154H211ZM222 155H221V156H222ZM229 155H230V154H229ZM229 155H227V156L225 155V156H226V157H229ZM244 155H245V154H244ZM247 155H248V153H247ZM42 156H44V155H42ZM60 156H61V155H60ZM68 156H69V155H68ZM68 156H67V157H68ZM139 156H140V155H139ZM141 156H142V155H141ZM145 156H146V155H145ZM158 156H159V155H158ZM219 156H220V155H219ZM221 156H220V157H221ZM232 156H233V155H231V159L234 158V156H233V157H232ZM237 156H238V155H237ZM248 156H250V154H249ZM248 156H247V157H248ZM55 157H57V156L55 155ZM62 157H65V156H62ZM62 157H61V158H62ZM148 157H149V156H148ZM191 157H192V156H191ZM215 157H216V156H215ZM223 157H224V155H223ZM223 157H221V159H223L222 161H224V158H223ZM235 157H236V156H235ZM251 157H252V156H251ZM262 157H263V155H262ZM57 158H58V157H57ZM71 158H72V157H71ZM71 158H70V159H71ZM140 158H141V157H140ZM140 158H139V159H140ZM146 158H147V156H146ZM193 158H194V157H193ZM195 158H196V156H195ZM216 158H217V157H216ZM240 158H241V157H240ZM240 158H239V161H240ZM0 159H1V158H0ZM59 159H60V158H59ZM74 159H75V158H74ZM143 159H144V158H143ZM158 159H159V158H158ZM169 159H170V158H169ZM180 159H181V158H180ZM229 159H230V158H229ZM229 159H228V161L231 162ZM251 159H252V158H251ZM260 159H261V158H260ZM152 160H153V158H152ZM175 160L177 161V159H175ZM175 160H174L175 163L173 162L174 167H175L176 169H178V168H182V167H180V166H179L178 168L176 167L175 164H177V163H176ZM195 160H196V159H195ZM195 160H194V161H195ZM209 160H210V159H209ZM218 160H220V159H218ZM233 160H235V159H233ZM233 160H232V161H233ZM237 160H238V158H237ZM237 160H236V162H238ZM241 160H242V158H241ZM245 160H246V158H245ZM245 160H244V161H245ZM75 161H76V160H75ZM141 161H142V160H141ZM154 161H155V160H154ZM166 161H168V158L166 159ZM170 161H171V160H170ZM170 161H169V162H170ZM179 161H180V160H179ZM187 161H188V160H187ZM214 161H215V160H214ZM228 161H227V158H226L225 162L229 163ZM250 161H251V160H250ZM255 161H256V159H255ZM164 162H165V161H164ZM180 162H183V161H180ZM180 162H179V163H180ZM189 162H190V161H188V163H189ZM192 162H193V161H192ZM210 162H211V161H210ZM215 162H218V161H215ZM248 162H249V161H248ZM262 162H263V160H262ZM77 163H78V162H77ZM144 163H145V162H144ZM152 163H154V162H152ZM160 163H161V162H160ZM165 163H166V162H165ZM167 163H168V162H167ZM170 163H171V165H172V162H170ZM184 163H185V162H184ZM188 163H187V165L185 166V168L188 166ZM207 163L209 164L208 161H207ZM233 163H234V162H233ZM259 163H260V162L258 161V164H259ZM73 164H75V163H72V165H70V166H73ZM146 164H147V163H146ZM181 164H182V163H181ZM208 164H207V165H208ZM212 164H213V163H212ZM212 164H209V165L212 166ZM229 164H231V163H229ZM234 164L236 165V163H234ZM240 164H241V162H240ZM251 164H252V163H251ZM251 164H250V165H251ZM253 164H254V163H253ZM256 164H257V163H256ZM260 164L262 165V163H260ZM2 165H3V164H2ZM78 165H79V164H78ZM144 165H145V164H144ZM147 165H148V164H147ZM153 165H154V164H153ZM153 165L151 166L152 168H153ZM168 165H170V164L168 163ZM179 165H180V164H179ZM215 165L220 166V164H216V163H215ZM226 165H227V166H225V167L228 168V169H230V168L232 167V166H229L228 164H226ZM263 165H264V162H263ZM263 165H262V166H263ZM145 166H146V165H145ZM145 166H144V167H145ZM159 166L161 167V165H159ZM162 166H163V165H162ZM182 166H183V164H182ZM192 166H193V163H192ZM213 166H214V165H213ZM218 166H217V167H218ZM222 166H223V165H222ZM247 166H248V165H246L245 167H247ZM75 167H76V166H75ZM83 167H82V168H83ZM164 167H165V166H164ZM170 167H172V166H170ZM174 167H172V168H174ZM214 167H215V166H214ZM225 167L223 166L224 169H225ZM245 167H244V168H245ZM258 167H259V166H258ZM80 168H81V167H80ZM148 168H149V167H148ZM152 168H151V169H152ZM162 168H163V167H162ZM165 168H166V167H165ZM165 168H164V169H165ZM187 168H188V167H187ZM189 168H191V167L189 166ZM218 168H219V167H218ZM238 168H239V167H238ZM244 168H243V169H244ZM73 169H74V167H73ZM77 169H78V168H77ZM92 169H93V168H92ZM153 169H154V168H153ZM166 169H167V168H166ZM166 169H165V170H166ZM182 169L184 170V168H182ZM192 169H193V167H192ZM192 169H190L191 172L194 171V170H192ZM195 169H196V168H195ZM213 169L215 170V168H213ZM219 169L222 170V168H219ZM228 169H227V170H228ZM241 169H242V168H241ZM245 169L248 170V172H250V171H249L250 169H247V168H245ZM252 169H253V168H252ZM261 169H262V168H261ZM83 170H84V169H83ZM86 170H88V169H86ZM90 170H91V169H90ZM158 170L161 171V169H158ZM185 170H186V169H185ZM185 170H184V171H185ZM198 170H199V168H198ZM208 170H209V167L207 166V169H206V170H204V171H198L197 174H196V176H197L198 178H199V177L202 178L203 176H205L206 174H208ZM80 171H82V170H80ZM117 171H118V170H117ZM148 171H149V170H148ZM148 171H146V172H148ZM170 171L172 172V170H170ZM177 171H178V170H177ZM231 171H232V169H231ZM231 171L229 172L230 174L232 173ZM257 171H258V170H257ZM84 172H85V171H84ZM152 172H153V170H152ZM180 172H182L181 169H179V172H178V173H180ZM185 172H187V171H185ZM211 172H212V171H211ZM214 172H215V171H214ZM218 172H219V170H218ZM218 172H217V173H218ZM222 172H223V171H222ZM222 172H221V173H222ZM224 172H225V171H224ZM226 172L228 173V171H226ZM246 172H247V171H246ZM248 172H247V173H248ZM251 172H252V171H251ZM251 172H250V175H251ZM253 172H256L255 169H253ZM86 173H90V171H89V172L87 171ZM86 173H85V174H86ZM116 173H117V172H116ZM156 173H157V172H156ZM160 173L165 174L166 172L164 173V171H163V172H160ZM188 173H189V172H188ZM192 173H193V172H192ZM217 173H216V174H217ZM221 173H218V174H221ZM227 173H222V174H224V175L221 174V175H216V176H217V177H218V176H225ZM258 173H259V172H257V174H258ZM261 173H262V172H261ZM79 174H80V173H79ZM173 174H174V173L172 172L171 175H173ZM180 174H181V173H180ZM184 174H185V173H184ZM237 174H239V173H237ZM243 174H244V173H243ZM243 174H242V175H243ZM252 174H253V173H252ZM254 174H256V173H254ZM257 174H256V175H257ZM160 175H161V174H160ZM169 175H170V174H169ZM177 175H178V174H177ZM181 175H182V174H181ZM181 175H180V176H181ZM186 175H188V174H186ZM186 175H185V177H186ZM210 175H211V174H210ZM212 175H214V174H212ZM212 175H211V176H212ZM235 175H236V173H235ZM244 175H245V174H244ZM258 175H260V174H258ZM145 176H146V175H145ZM151 176H152V175H151ZM156 176H157V175H156ZM164 176H165V175H164ZM188 176H189V175H188ZM188 176H187V177H188ZM206 176H207V175H206ZM211 176H210V177H211ZM216 176H214V177L216 178ZM227 176H229V175H227ZM230 176H231L230 178H232V174H231ZM236 176H237V175H236ZM238 176H239V175H238ZM240 176H241V174H240ZM88 177H89V176H88ZM149 177H150V175H149ZM162 177H163V175H162ZM168 177H172V178L175 177V179H176L177 176L174 174V176H168ZM185 177H184V175H182V179L185 178ZM190 177H191V176H190ZM210 177H209L208 179H210ZM233 177H234V176H233ZM243 177H244V176H243ZM245 177H246V176H245ZM255 177H256V176H255ZM255 177H254V179H255ZM158 178H159V177H158ZM178 178H179V177H178ZM178 178H177V179H178ZM211 178H212V177H211ZM228 178H229V177H228ZM228 178H227V179H228ZM236 178H237V177H236ZM236 178H235V179H236ZM258 178H259V176H258ZM261 178H262V177H261ZM177 179H176V180H177ZM182 179L180 178V180H182ZM213 179H214V178H213ZM225 179H226V178H225ZM227 179L224 180V181H227ZM232 179H233V178H232ZM246 179H247V178H246ZM250 179H251V177H250ZM141 180H142V179H141ZM148 180L150 181L149 178H148ZM164 180H165V179H164ZM166 180H167V179H166ZM169 180H172V179H169ZM176 180H175V181H176ZM185 180H186V179H185ZM188 180H190V183H192V182H191V179H189V177H188ZM194 180H195V179H194ZM199 180H200V179H199ZM210 180H211V179H210ZM216 180H217V179H216ZM220 180H223L222 177H221ZM151 181H152V180H151ZM202 181H203V179H202ZM217 181H218V180H217ZM224 181H223V182H224ZM228 181H229V179H228ZM228 181H227V182H228ZM146 182H147V181H146ZM169 182H170V181H169ZM196 182H197V181H196ZM203 182H204V181H203ZM223 182H222V184H223ZM232 182H235V181H232ZM238 182H240V181H238ZM245 182H246V181H245ZM250 182H251V181H250ZM151 183H152V182H151ZM151 183H150V184H151ZM154 183H155V182H154ZM154 183H153V184H154ZM213 183H215V181H214ZM218 183H219V182H218ZM220 183H221V182H220ZM254 183H255V182H254ZM259 183H260V182H259ZM150 184H148V185H150ZM159 184H160V183H159ZM159 184H158V185L155 184L154 187H156V189H158V187H161V186H162V185L159 186ZM168 184H169V183H168ZM216 184H217V183H216ZM222 184H221V185H222ZM231 184H232V183H231ZM233 184H234V183H233ZM241 184H242V183H241ZM247 184H248V182H247ZM247 184H246V185H247ZM252 184H253V183H252ZM256 184H257V183H256ZM261 184H263V183H261ZM165 185H166V184H165ZM185 185H187V184H185ZM188 185H189V184H188ZM224 185H225V184H224ZM227 185H228V183H227ZM235 185H236V184H235ZM253 185H254V184H253ZM190 186H191V184H190L188 187H190ZM203 186H204V185H203ZM205 186H206V185H205ZM213 186H214V185H213ZM225 186H226V185H225ZM230 186H231V185H230ZM237 186H238V185H237ZM239 186H240V185H239ZM254 186H255V185H254ZM254 186H251V187H254ZM256 186H257V185H256ZM258 186H259V185H258ZM149 187H150V186H149ZM152 187H153V186H152ZM163 187H164V186H163ZM163 187H161L160 190L163 189ZM169 187H170V186H169ZM191 187H193V188H188V189H185V190H182V191H181V192L183 193V196L185 195L186 197H189V198H190V197L192 196L191 192H192V193H193V192H196L195 190H196L197 187L194 186V185L191 186ZM247 187H248V185H247ZM164 188H165V187H164ZM201 188H202V187H201ZM210 188H211V187H210ZM222 188H223V187H222ZM228 188H229V187H228ZM254 188H255V187H254ZM262 188H264V186H263ZM153 189H154V188H153ZM153 189L150 188V189L148 190V192H151V193H152L151 190H153ZM198 189H200V188H198ZM206 189H207V188H206ZM237 189H238V188H237ZM237 189H236V190H237ZM239 189H240V188H239ZM243 189H244V188H243ZM85 190H86V189H85ZM115 190L118 192L117 195H114ZM169 190H170V189H169ZM207 190H208V189H207ZM207 190L201 189V191L203 192L202 194L205 195V197H201V202H204V204L206 203V205H210V206H212V207H216V208H215L216 210L220 209L221 211H223V212L226 214V216L228 215L229 217H231V218H233V219L236 218V216L239 214L238 209H240V208H238V207H232L231 205H227V206L225 205V206L222 207V206H221V202H220L218 199L215 200L214 198H211V197H212V196H211L212 193H211V191L208 192ZM209 190H210V189H209ZM220 190H221V188H220ZM226 190H227V188H226ZM122 191H125V193H123ZM153 191H155V190H153ZM165 191L168 192L167 188H166ZM176 191H178V190H176ZM206 191H207V192H206ZM237 191H238V190H237ZM244 191H245V190H243V192H244ZM251 191H252V190H250V193H251ZM121 192L123 193L122 195L120 194ZM161 192H162V190H161ZM167 192H166V193H167ZM169 192H170V191H169ZM169 192H168V194H169ZM199 192H200V191H199ZM228 192H229V191H228ZM235 192H236V191H235ZM239 192H240V191H239ZM239 192H238V194H240ZM254 192H255V191H254ZM137 193H139V192H137ZM143 193H144V192H143ZM143 193H142V195H143ZM156 193H157V194H160V193L157 192V191H156ZM166 193H165V194H166ZM171 193H172V192H171ZM171 193L169 194V196H171ZM173 193H174V192H173ZM177 193H179V191H178ZM196 193H198V191H197ZM210 193H211V194H210ZM216 193H218V192H216ZM231 193H232V192H231ZM248 193H249V189H248ZM255 193H256V192H255ZM1 194H2V193H1ZM145 194H146V192H145ZM154 194H155V193H154ZM157 194H156V195H157ZM233 194H234V195H237V194H235V193H233ZM233 194H231V195L233 196ZM258 194H259V193H258ZM146 195H147V194H146ZM149 195H151V194H149ZM166 195H167V194H166ZM173 195H174V194H173ZM175 195H176V194H175ZM180 195L182 196L181 193H180ZM180 195L178 196V194H177V196H175V197H179V199H180V197H181ZM229 195H230V194H229ZM263 195H264V194H263ZM15 196H16V195H15ZM163 196H164V195H163ZM169 196H168V197H169ZM222 196H223V195H222ZM260 196H261V195H260ZM84 197L87 198V199H90V194H89V193H85V194H84ZM139 197H140V196H139ZM214 197H215V196H214ZM224 197H226V196H224ZM227 197H228V194H227ZM244 197L247 198V199L249 198V197H246V194H245ZM244 197L241 196V198H244ZM261 197H262V196H261ZM142 198H143V197H142ZM146 198H147L146 201H148V199H150V198H148V197H146ZM215 198H216V197H215ZM230 198H231V197H230ZM230 198H229V199H230ZM250 198H251V197H250ZM250 198H249V201H250ZM173 199H174V197H173ZM173 199H172V200H173ZM222 199H223V198H222ZM236 199H238V198H236ZM261 199H262V198H261ZM91 200H92V198H91ZM142 200H143V199H142ZM144 200H145V198H144ZM161 200H162V199L159 198L158 195H157L156 197H154V198H152V196H151V201H152L153 203L161 202ZM166 200H167V199H166ZM169 200H170V199H169ZM172 200H171V201H172ZM177 200H178V199H176V202H177ZM259 200H260V199H259ZM12 201H14V200H12ZM127 201H129L130 203H129V206L125 207L124 202H127ZM240 201H241V200H240ZM97 202H98V201H97ZM97 202H96V198L93 197V202H92V203H93V204H96ZM163 202H165V201H163ZM178 202H179V200H178ZM252 202H253V201H252ZM10 203H11V202H10ZM148 203H149V202H148ZM169 203H170V202H169ZM171 203H174V204H175V202H171ZM179 203H180V202H179ZM194 203H195V201H194ZM11 204H13V203H11ZM22 204H24V203H22ZM132 204H137V207L132 208ZM167 204H168V203H167ZM167 204H166V206H167ZM180 204H181V203H180ZM191 204H192V203H191ZM199 204H200V203H199ZM224 204H226V203H224ZM260 204H261V203H260ZM14 205H16L15 202H14ZM14 205H13V206H14ZM24 205H25V204H24ZM24 205H23V206H24ZM139 205H140V203H139ZM141 205H142V204H141ZM172 205H173V204H172ZM172 205H171V206H172ZM176 205H177V204H176ZM182 205H183V203L181 204V206H182ZM251 205H252V204H251ZM26 206H27V204H26ZM164 206H165V205H164V203H163V207H164ZM253 206H254V205H253ZM28 207H29V206H28ZM147 207H148V209H145V211H143V214L140 213V212L137 214V217L139 218V220H138L136 223H133V222L131 221V217L129 218L130 220L128 219L129 221H131V222L133 223V226L136 224L137 229H135L136 227L133 228L132 225H131L130 227H132V228L135 229V230H142L143 228H146L147 226H151L152 224H153V226H154V222L152 223V220H153V219H152L151 214H152L153 211L155 212V211L157 210V205H154L153 207H149V206H147ZM168 207H169V205H168ZM179 207H180V206H179ZM246 207H247V206H246ZM25 208H26V207H25ZM139 208H140V206H139ZM170 208H171V207H170ZM188 208H190V207H188ZM217 208H218V209H217ZM254 208H255V206H254ZM260 208H261V207H260ZM168 209H169V208H168ZM172 209H173V207H172ZM197 209H198V208H197ZM243 209H244V208H243ZM261 209H262V208H261ZM126 210H127V211H126ZM138 210H139V209H138ZM169 210H170V209H169ZM182 210H184V208H183ZM187 210H188V209H187ZM191 210H192V209H191ZM252 210H253V208H252ZM258 210H259V209H258ZM160 211H161V210H160ZM174 211H175V210H174ZM199 211H200V210H199ZM221 211H220V212H221ZM253 211H254V210H253ZM262 211H264V210H262ZM262 211H260V212H262ZM0 212H1V210H0ZM135 212H136V211H135ZM135 212H134V213H135ZM141 212H142V211H141ZM157 212H158V211H157ZM166 212H167V211H166ZM175 212L177 213V210H176ZM185 212L190 213L191 211L189 212V211L184 210V213H185ZM247 212H248V211H247ZM256 212H257V211H256ZM103 213H104V215H106L107 217H110V216L108 215V211L103 212ZM158 213H159V212H158ZM158 213H157V215H158ZM170 213H172L171 210H170ZM173 213H174V212H173ZM201 213H202V211H201ZM240 213H241V210H240ZM166 214H167V213H166ZM174 214H175V213H174ZM174 214L172 215V217L169 216V215H167V218H168V216H169V218L171 217L172 220L174 221V219H173V218H174L173 216H175ZM185 214L187 215V213H185ZM193 214H195V213H193ZM193 214H192V215H193ZM247 214H248V213H247ZM162 215H165V214L162 213ZM170 215H171V214H170ZM177 215H178V214H177ZM186 215H185V216H186ZM241 215H242V214H241ZM256 215H257L258 218H260V217L258 216V214H256ZM0 216H2V217H1V219H2V218H3V215H0ZM154 216H155V215H154ZM154 216H153V217H154ZM158 216H159V215H158ZM193 216H194V215H193ZM196 216H198V213H197ZM228 216H227V217H228ZM260 216L262 217V218H261L262 223H261V225L258 226V227L255 226V224H254V225L251 224L252 222H251L250 220H249L250 222L247 221V222H248V225H247V230H248L247 233H248V234H250V235L253 236L254 234H258V230H259V231L264 230V215L261 214ZM160 217L163 218L161 215H160ZM186 217H187V216H186ZM239 217H240V216H239ZM248 217H249V215H248ZM251 217H252V216H251ZM123 218H124V217H123ZM125 218H126V217H125ZM177 218H178V217H176V219H177ZM180 218H181V216H180ZM211 218H212V217H211ZM244 218H245V217H244ZM246 218H247V217H246ZM1 219H0V220H1ZM126 219H127V218H126ZM154 219H155V218H154ZM191 219H192V218H191ZM203 219H204V217H203ZM212 219H213V218H212ZM248 219H249V218H248ZM155 220H156V219H155ZM158 220H159V219H158ZM160 220H161V219H160ZM164 220H165V218H164ZM168 220H170V222L174 223L173 221H171V219H168ZM185 220H186V218H185ZM185 220H183V221H185ZM204 220H207V219L205 218ZM227 220H228V219H227ZM246 220H247V219H246ZM246 220H244V221H246ZM122 221H123V220H122ZM125 221H126V220H125ZM177 221H178V220H175V223L178 224V225L180 224V227H181V225H182L181 223H182L183 221H182V222H177ZM179 221H180V219H179ZM214 221H215V220H214ZM214 221H213V223H214ZM261 221H260V222H261ZM52 222H54V221H52ZM161 222H162V221H161ZM164 222H165V221H164ZM164 222H163V223H164ZM166 222H167V221H166ZM186 222H187V224H188V221H186ZM199 222L201 223V221H199ZM217 222H218V221H217ZM217 222H215V223H217ZM228 222H229V221H228ZM234 222H235V221H234ZM234 222H233V224H234ZM50 223H51V222H50ZM132 223H131V224H132ZM157 223H158V221L156 222V224H157ZM172 223H170V226H172V228H173L174 226L171 225ZM235 223H236V222H235ZM239 223H240V222H239ZM239 223H238V224H239ZM48 224H49V223H48ZM61 224H62V223H61ZM101 224H102V225H99V224H98V226H100V227L102 228V232H103V230H104V232H105L104 234H105V235L111 236V235L113 234V232H116L117 237H118V238H116V239H117L118 241H120V240L122 241V239L124 240L123 237L126 236L127 232H126V230H122V229H121V228H123V226H119L120 224H118V228H117L116 226H114V225H112V224H109V223H107V224H105V225H103V223H101ZM123 224H124V226H126V223H125V222H123ZM127 224H128V223H127ZM129 224H130V223H129ZM160 224H162V223H160ZM184 224H185V223H184ZM191 224H192V223H191ZM194 224H195V222H194ZM198 224H199V223H198ZM228 224H229V223H228ZM238 224H237V225H238ZM49 225H51V224H49ZM174 225H175V224H174ZM178 225H175V226L177 227ZM196 225H197V224H196ZM199 225H201V224H199ZM217 225H218V224H217ZM230 225H231V224H230ZM230 225H229L228 227H230ZM45 226L47 227L48 225H45ZM52 226H53V223H52ZM87 226H88V225H87ZM98 226H97V227H98ZM161 226H162V225H161ZM184 226H185V225H184ZM184 226H183V227H184ZM206 226H207V225H206ZM208 226H209V225H208ZM219 226H220V225H219ZM224 226H225V225H224ZM224 226H223V224H222L221 227L224 228ZM226 226H227V225H226ZM242 226H243V225H242ZM91 227H92V225H91ZM91 227H90V228H91ZM120 227H121V228H120ZM155 227H156V226H155ZM155 227H154V228H155ZM167 227H168V226H166V228H167ZM178 227H179V226H178ZM178 227H177V229H178ZM180 227H179V228H180ZM187 227H188V229L190 228L188 225H187ZM187 227H185V228H187ZM199 227H200V226H199ZM202 227H203V226H202ZM215 227H217V226H215ZM228 227H227V229H226V228H225V229L228 230V229H229ZM232 227H233V226H232ZM232 227H231V228H232ZM51 228H52V227H51ZM90 228H89V229H90ZM93 228H94V227H93ZM101 228L99 229L98 234L100 233ZM158 228H160V226H158ZM158 228H156V229H158ZM166 228H165V229H166ZM208 228H209V227H208ZM211 228H212V227H211ZM223 228H222V229H223ZM237 228H238V227H236V229H237ZM95 229H96V227H95ZM123 229H125V228H123ZM147 229H149V228H146L145 230H147ZM175 229H176V228H175ZM188 229H187V230H188ZM194 229H195V228H194ZM196 229H197V227H196ZM196 229H195V230H196ZM204 229H207V228H204ZM209 229H210V228H209ZM236 229H235V230H236ZM49 230H50V229H49ZM55 230H56V229H55ZM154 230H155V229H154ZM169 230H170V231H173V230H171V229H169ZM185 230H186V229H185ZM190 230H191V229H190ZM198 230H199V229H198ZM218 230H219V229H218ZM241 230H242V229H241ZM93 231H94V230H93ZM143 231H144V230H143ZM158 231H159V230H158ZM158 231H157V232H158ZM163 231H165V230L163 229ZM180 231H182V229H179V232H180ZM188 231H189V230H188ZM188 231H187V233H188ZM191 231H192V230H191ZM191 231H190V232H191ZM196 231H197V230H196ZM91 232H92V231H91ZM102 232H101V235L103 234ZM141 232H142V231H141ZM144 232H146V231H144ZM149 232H150V231H149ZM157 232H156V233H157ZM210 232H211V231H210ZM227 232H228V231H227ZM230 232H231V230H230ZM86 233H87V232H86ZM136 233H137V232H136ZM151 233H153V232H151ZM160 233H161V232H160ZM182 233H183V231H182ZM184 233H186V231H184ZM192 233H194V232H192ZM195 233H196V232H195ZM198 233H199V231H198ZM219 233H220V232H219ZM232 233H233V232H232ZM262 233H264V231H263ZM128 234H129V233H128ZM137 234H138V233H137ZM158 234H159V233H158ZM158 234H157V236H158ZM161 234L164 235L163 232H162ZM179 234H180V233H179ZM189 234H190V233H189ZM189 234H186V235H189ZM200 234H201V233H200ZM204 234H205V233H204ZM212 234H213V233H212ZM228 234H229V233H228ZM237 234H238V233H237ZM237 234H236V235H237ZM248 234H246V235H248ZM260 234H261V233H260ZM135 235H136V234H135ZM145 235H146V234H145ZM147 235H148V234H147ZM175 235H177V234L175 233ZM181 235H182V234H181ZM196 235H197V234H196ZM196 235H195V236H196ZM246 235H245V237H246ZM45 236H47V235H45ZM140 236H141V235H140ZM154 236H155V233H154ZM166 236H167V235H166ZM179 236H180V235H179ZM183 236H185V235H183ZM192 236H193V235H192ZM211 236L213 237V235H211ZM211 236H210V237H211ZM215 236H216V235H215ZM220 236H221V235H220ZM222 236H223V234H222ZM225 236H227V234H225ZM225 236H224V237H225ZM233 236H234V235H233ZM255 236H256V235H255ZM126 237H127V236H126ZM130 237H131V236H130ZM134 237H135V236H134ZM144 237H145V236H144ZM152 237H153V236H152ZM159 237H160V236H158V238H157V237L155 236V239L157 238V240H158V239L161 238V237H160V238H159ZM163 237H164V236H163ZM197 237H198V235H197ZM208 237H209V236H208ZM212 237H211V238H212ZM228 237H229V236H228ZM258 237H259V236H258ZM260 237H262V234H261ZM47 238H48V237H47ZM135 238H137V237H135ZM153 238H154V237H153ZM180 238H181V237H180ZM180 238H179V239H180ZM183 238H184V237H183ZM188 238H189V239H192V237L190 238V236H189V237H187V241H188ZM218 238H221V237H218ZM235 238H236V237H235ZM247 238H249V237L247 236ZM256 238H257V237H256ZM263 238H264V237H263ZM263 238H261V239H263ZM56 239H57V238H56ZM81 239H82V238H81ZM146 239H147V238H146ZM146 239H145V240H146ZM148 239H149V238H148ZM150 239H151V238H150ZM168 239H169V236H168ZM171 239H172V238H170L169 240L172 241V243H173L175 240H173V239L171 240ZM175 239H176V236H175ZM184 239H185V238H184ZM200 239H201V238H200ZM227 239L229 240V238H227ZM231 239H233L232 236H231ZM243 239H244V241L246 240L245 238H243ZM57 240H58V239H57ZM59 240H61V239H59ZM59 240H58V241H59ZM152 240H153V239H151V241H152ZM161 240H162V239H161ZM161 240H158V241H161ZM182 240H183V239L181 238L180 241H181V243L184 244V242H183L184 240H183V241H182ZM193 240H194V239H193ZM193 240H192V241H193ZM208 240H209V238H208ZM48 241H49V239H48ZM62 241H63V240H62ZM170 241H169V243H170ZM192 241H191V242H192ZM198 241H199V239H198ZM241 241H242V240H241ZM246 241H247V240H246ZM64 242H65V241H64ZM152 242H153V241H152ZM165 242H166V241H165ZM175 242H176V241H175ZM178 242H179V240H178ZM185 242H186V241H185ZM195 242H196V241H195ZM200 242H201V241H200ZM224 242H225V241H224ZM226 242H228V241H226ZM229 242H230V241H229ZM248 242H249V241H248ZM248 242H247V244H248ZM62 243H63V242H62ZM103 243H104V242H103ZM150 243H151V242H150ZM153 243H154V242H153ZM156 243H159V242L156 241ZM162 243H163V240H162ZM162 243H161V246L165 245V244H162ZM181 243H180V244H181ZM203 243H204V242H203ZM209 243H210V242H209ZM244 243H245V242H244ZM250 243H251V242H250ZM56 244H58V242L55 243V245H56ZM66 244H67V243L62 244V245L64 246V247L62 246L63 248L60 247V246H58V247L64 249V248H66V247H65ZM99 244H100V243H99ZM120 244H121V243H120ZM167 244H168V243H167ZM183 244H181V245H183ZM211 244H212V243H211ZM215 244H216V243H215ZM228 244H229V243H228ZM238 244H239V243H238ZM50 245H51V244H50ZM53 245H54V241H53ZM53 245H52V246H53ZM68 245L70 246L69 243H68ZM149 245H150V244H149ZM149 245H147V246H149ZM177 245H178V244H177ZM177 245H176V247H177ZM181 245H179V247H181ZM202 245H203V244H202ZM204 245H205V243H204ZM216 245H217V244H216ZM230 245H232V244H230ZM233 245H234V244H233ZM240 245H241V244H240ZM240 245H239V248H242ZM244 245H245V244H243L242 246H244ZM248 245H249V244H248ZM251 245H252V244H251ZM56 246H57V245H56ZM66 246H67V245H66ZM96 246H97V244H96ZM98 246H99V245H98ZM98 246H97V247H98ZM101 246H102V245L100 244V247H101ZM151 246H152V245H150V247H151ZM159 246H160V245H159ZM165 246H166V245H165ZM167 246H169V244H168ZM187 246H188V245H187ZM205 246H206V245H205ZM254 246H255V245H254ZM254 246L252 245L251 247H254ZM58 247H57L56 249H58ZM71 247H72V246H71ZM74 247H75V246H74ZM105 247H106V246H105ZM127 247H128V246H127ZM133 247H134V246H133ZM163 247H164V246H163ZM163 247H162V248H163ZM182 247H183V246H182ZM182 247H181V248H182ZM219 247H220V246H219ZM222 247H223V246H222ZM235 247H237V246H235ZM244 247H245V246H244ZM50 248H52V247L50 246ZM69 248H70V247H69ZM69 248H68V249H69ZM75 248H76V247H75ZM102 248H103V247H102ZM110 248H111V247H110ZM113 248H114V247H113ZM113 248H112V249H113ZM125 248H126V247H125ZM152 248H153V246H152ZM183 248H184V247H183ZM204 248H205V247H204ZM215 248H216V247H215ZM245 248H246V247H245ZM256 248H257V247H256ZM53 249H54V248H53ZM53 249H52V250H53ZM72 249H73V248H72ZM72 249H69V250H72ZM112 249H110V250H112ZM142 249H143V248H142ZM148 249H150V248H148ZM154 249H155V248H154ZM169 249H171V248H169ZM178 249H179V248H178ZM190 249H191V248H190ZM220 249H221V248H220ZM224 249H227V248L225 247ZM233 249H234V248H233ZM247 249H248V247H247ZM247 249H246V250H247ZM52 250H51V251H52ZM64 250H67V249H64ZM64 250H63V251H64ZM86 250H87V249H86ZM172 250H173V249H172ZM172 250H171V251H172ZM175 250H176V248H174V251H175ZM198 250H199V249H198ZM208 250H209V249H208ZM231 250H232V249H231ZM246 250H245V251H246ZM252 250H253V249H252ZM257 250H258V248H257ZM257 250H256V251H257ZM260 250H261V249H260ZM63 251H62V253H64ZM67 251H68V250H67ZM67 251H66V252H67ZM74 251H75V250H74ZM107 251H108V250H107ZM107 251H106V253H107V255H108V252H107ZM113 251H115V250H113ZM128 251H129V250H128ZM152 251H153V250H152ZM152 251H149V252H152ZM154 251H155V250H154ZM154 251H153V252H154ZM163 251H164V248H163V250H162L161 252L163 253ZM168 251H169V250H168ZM187 251H188V250H187ZM233 251H235V250H233ZM68 252H70V251H68ZM68 252H67V253H68ZM84 252H85V251H84ZM144 252H145V250H144ZM156 252H157V250H156ZM195 252H196V251H195ZM199 252H201V251L199 250ZM211 252H212V251H211ZM213 252H214V251H213ZM216 252L219 253V250H217ZM235 252H236V251H235ZM259 252H260V251H259ZM259 252H257V253H259ZM261 252H262V251H261ZM57 253H58V252H57ZM88 253H89V252H88ZM88 253H85V254H88ZM116 253H117V252H116ZM118 253H119V252H118ZM162 253L159 254V255L161 256ZM164 253H165V251H164ZM236 253H237V252H236ZM253 253H254V252H253ZM55 254H56V253H55ZM68 254H70V253H68ZM147 254H148V253H147ZM150 254H151V253H150ZM157 254H158V252H157ZM187 254H188V253H187ZM214 254H215V253H213L212 255H214ZM237 254H239V252H238ZM260 254H261V253H260ZM262 254H263V253H262ZM89 255H90V254H89ZM89 255H87V256H89ZM109 255L113 256L114 254L112 253V254H109ZM148 255H149V254H148ZM177 255H179V254H177ZM181 255H182V254H181ZM194 255H195V254H194ZM199 255H200V254H199ZM210 255H211V254H210ZM215 255H216V254H215ZM221 255H222V254H221ZM248 255H249V252H248ZM251 255H252V254H251ZM65 256H67V255H65ZM65 256H63V257H65ZM90 256H91V255H90ZM90 256H89V257H90ZM151 256H152V255H151ZM163 256H164V255H163ZM191 256L193 257V255H191ZM239 256H240V255H239ZM257 256H258V255H257ZM84 257H85V256H84ZM89 257H86V258H87V259H91V257H90V258H89ZM171 257H172V256H171ZM199 257H200V256H199ZM207 257H208V256H207ZM215 257H216V256H215ZM244 257H245V255H244ZM246 257H247V256H246ZM251 257H252V256H251ZM253 257H255V256H253ZM258 257H260V256H258ZM262 257H263V256H262ZM86 258H84V259H86ZM107 258H108V257H107ZM117 258H118V257H117ZM160 258H161V257H160ZM193 258H194V257H193ZM193 258H192V259H193ZM196 258H197V257H196ZM211 258H212V257H211ZM211 258H210V259H211ZM218 258L220 259V256H219ZM241 258H242V257H241ZM241 258H239V261H240ZM66 259H68V261H69V257L66 258ZM87 259H86V261H87ZM184 259H185V257H184ZM210 259H208V261H210ZM216 259H217V258H215V262L218 263V259H217V261H216ZM222 259H223V258H222ZM228 259H229V258H228ZM251 259H252V258H251ZM261 259H262V258H261ZM96 261L98 262V259H96ZM199 261H200V259H199ZM213 261H214V259H213ZM220 261H221V259H220ZM220 261H219V262H220ZM246 261H247V258H246ZM258 261H260L259 258H258ZM87 262H88V261H87ZM187 262H188V261H187ZM222 262H223V261H221V263H222ZM225 262H226V259H225ZM225 262H223V263H225ZM241 262H242V261H241ZM262 262H263V261H262ZM61 263L64 264V262H61ZM72 263H73V262H72ZM74 263H75V262H74ZM83 263L86 264L85 261H83ZM98 263H99V262H98ZM208 263H209V262H208ZM210 263H212V262H210ZM210 263H209V264H210ZM228 263H229V262H228ZM248 263H250V262H248ZM70 264H71V263H70ZM78 264H79V263H78ZM88 264H89V263H88ZM90 264H92V263L90 262ZM94 264H95V263H94ZM101 264H102V262H101ZM134 264H135V263H134ZM200 264H201V263H200ZM218 264H220V263H218ZM226 264H227V263H226ZM229 264H230V263H229ZM232 264H233V263H232ZM245 264H246V262H245ZM259 264H260V263H259ZM261 264H263V263H261Z\"/></svg>",
    "mask_w": 264,
    "mask_h": 264
}]
</instances>
